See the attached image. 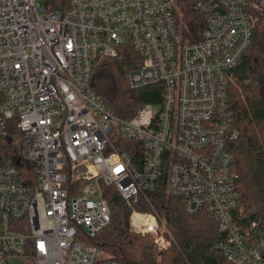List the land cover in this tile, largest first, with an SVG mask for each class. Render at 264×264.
I'll return each instance as SVG.
<instances>
[{"label":"built area","instance_id":"built-area-1","mask_svg":"<svg viewBox=\"0 0 264 264\" xmlns=\"http://www.w3.org/2000/svg\"><path fill=\"white\" fill-rule=\"evenodd\" d=\"M41 1L0 0V264H98L105 255L90 240L111 221L105 189L151 204L162 184L187 213L216 222L230 264H264V220L237 208L229 149L239 130L227 85L253 39L245 3L192 0L204 26L185 40L179 0ZM127 43L139 60L129 87L158 84L162 98L122 117L92 76ZM158 219L133 209L130 225L162 248L172 239Z\"/></svg>","mask_w":264,"mask_h":264},{"label":"trees","instance_id":"trees-1","mask_svg":"<svg viewBox=\"0 0 264 264\" xmlns=\"http://www.w3.org/2000/svg\"><path fill=\"white\" fill-rule=\"evenodd\" d=\"M59 1L53 0V5ZM245 5L253 14V39L232 70L227 95L234 125L239 130V136L229 146L237 172V208L252 221L264 220V11L256 0H247ZM177 9V22L184 39L198 38L204 18L194 9L192 0H179ZM138 62L136 51L127 43L120 47L118 56L104 58L93 70L92 84L96 92L122 117L132 116L140 105L157 103L162 98L161 85L129 87L128 72ZM11 154L20 157L19 147L11 149ZM19 166L26 168L27 163L21 160ZM165 188L162 184L148 194L151 204L142 194L128 203L114 188L105 189L111 221L90 240L105 255L98 264L104 260L122 264H230L215 247L223 238L216 222L203 213H187L182 202L168 195ZM133 209L156 210L162 214L174 242L158 250L148 235L132 230L130 215Z\"/></svg>","mask_w":264,"mask_h":264},{"label":"rangeland","instance_id":"rangeland-1","mask_svg":"<svg viewBox=\"0 0 264 264\" xmlns=\"http://www.w3.org/2000/svg\"><path fill=\"white\" fill-rule=\"evenodd\" d=\"M237 2H243V3H245L247 0H236ZM41 3L43 4V3H45L44 1H41ZM158 222H159V233H161V230L164 228V225L167 227V231H165V233H164V235L166 236V237H168V238H170V239H172V241H171V243L172 242H174V237H173V235L171 234V232H170V230H169V228H168V226H167V224H166V221H165V219H164V217H163V215L161 214L160 215V219H158ZM132 228V227H131ZM136 232V231H135ZM136 233H139V232H136ZM139 234H141V235H148L153 241H154V243L157 245V247H158V250H163V249H166V248H168L169 246H170V244L169 245H167L166 247H160L159 245H158V243L155 241V237L157 236V234L156 233H145V234H143V233H139ZM8 264H34L31 260H29V259H27L26 257H23V256H19V257H13V258H10L9 260H8Z\"/></svg>","mask_w":264,"mask_h":264}]
</instances>
